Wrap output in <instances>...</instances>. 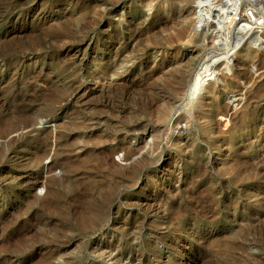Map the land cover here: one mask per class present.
<instances>
[{
    "label": "rangeland",
    "instance_id": "rangeland-1",
    "mask_svg": "<svg viewBox=\"0 0 264 264\" xmlns=\"http://www.w3.org/2000/svg\"><path fill=\"white\" fill-rule=\"evenodd\" d=\"M190 1L0 0V264H264V25L213 46L211 22L181 23ZM127 7L144 10L133 33ZM137 28L158 58L122 56ZM125 57L139 88L220 61L206 90L170 76L174 99L140 116L122 106ZM195 103L222 112L208 125Z\"/></svg>",
    "mask_w": 264,
    "mask_h": 264
},
{
    "label": "bare ground",
    "instance_id": "bare-ground-1",
    "mask_svg": "<svg viewBox=\"0 0 264 264\" xmlns=\"http://www.w3.org/2000/svg\"><path fill=\"white\" fill-rule=\"evenodd\" d=\"M145 1H147V0H135V2L138 4L143 3ZM245 1L252 4L253 6H255L256 11L259 15L258 20L262 19V23L258 25V23L252 24V23H249L247 21V19L245 18V15H244V11H245L244 3H246V2H244L243 0H240L238 3V5H239V7H238V11H239L238 19L239 20L236 21L232 25V27H230L231 25H224L220 21L213 23L212 30H210V38L212 39L211 43L213 44V46H215V44L218 45L217 43H219L220 39H223V36L226 35L225 30H232V36L237 38L235 44L240 42V40H242V41L247 40V41H250V44L252 45L254 42L257 43V40H259V38H261V37H259L258 31L261 30L263 25H264V11H262L260 9V7H258L257 0H245ZM228 3L232 4L233 0L232 1H229V0H191L190 1V13L187 17H185L181 20V23L190 25L195 31H198L201 27H203V25H208L209 22L215 20L216 18H219L220 16H223V14H226L229 10ZM152 6H153L152 4L149 5L148 11L153 9ZM180 8H182V7H180ZM123 10H125V9H122V11ZM158 10L159 11L160 10L165 11V8L162 6H159ZM143 11L140 7L139 8L127 7V9L122 13V23H123L122 28H123V30H125L127 32H131L132 29L124 28L125 27L124 23H127V21L132 22L133 18L139 16L140 13H142ZM144 22L145 21L141 22L142 25H144ZM141 23H140V25H141ZM148 24L152 27H155V25H156L154 22H151ZM125 31H122V56H124V54L126 52H128V50H129L131 52V54H134L137 56V58H138L137 61L141 64L149 62L153 57L158 58L160 56L159 55L160 49H164V45L162 44L161 38L158 36H155L154 32H152V31L146 32V31H142V30L137 28L135 36H136V40H138V43H136L138 45L136 48H132L131 46H129L126 43L129 36L128 37L126 36ZM137 31H138V34H137ZM131 33H133V32H131ZM239 38H240V40H239ZM166 46H169V45H166ZM157 50H159V52ZM226 54H227V52H226ZM168 55H169L168 52H165L164 54L161 55L162 56L161 59L163 61L167 60ZM226 59L227 58L225 57L223 59V61L224 60L226 61ZM127 60L128 59L125 57L124 60L122 61V68L124 67L123 62L127 61ZM201 61H203V60H201ZM219 61L220 60H218V61L214 60L211 62L210 59H206L205 61L202 62V64L194 72L190 68V67H192V66H190V62L185 61L186 63H184V65L178 64V66L173 67L172 70L169 71L171 74H169V73L168 74L170 76H175L177 74H181V76H183L182 78H180L181 80L179 79L181 82L179 83L178 82L179 80L177 82L179 83V85H182L183 88L188 89L187 95H193V94H195L196 91L206 90V85L208 82L212 81V77L214 76L213 74H215V65L217 63H219ZM173 62H174L173 64L176 65V63L181 62V61L175 60ZM224 66H225V68H227L229 66L228 62H226V65H223V67ZM189 70H191L192 72ZM188 72H190L191 74L193 73L192 76ZM163 76H164V79H160L161 83H158L159 81H157V82L154 81V82H151L150 84H148V86L146 88H139L137 85L135 86L132 84V77H133L132 69L124 67V70H122V86L121 87L119 86V88H122V101H123L122 106L123 107L129 106L132 109H136V111L141 114V115L139 114L140 116H142V115L150 116L152 114V112H154L151 110V108L153 107V105L155 103H156V105H158L160 103V101H159L160 98L164 99V98H166V96L168 98H170L172 95V94H170L171 89L169 87V86H171V83L170 84L168 83L170 81V79H168V78H170V76L168 77L167 74L163 75ZM187 76H188V78H186V79H188V80L185 81V77H187ZM177 77H180V76L178 75ZM156 80H158V79H156ZM214 81H216V80H214ZM114 89H116V88H114ZM117 90H119V89H117ZM187 91H186V93H187ZM208 91H209V93H201L200 97L202 99L206 98V99H210L212 101L213 100L218 101L221 98L228 96V93L223 91L222 89L217 90L215 88H209ZM168 95H170V96H168ZM172 99H174V98H172ZM167 100H165V102ZM206 106L204 104L202 105V104H196L195 103L193 108L191 109V111H189V113L194 112V111L195 112L199 111V113L203 112L201 116L207 121V124L209 125V124H211L212 118L214 117V115L217 113L218 114L221 113L222 109L213 107L211 110L207 111L205 109ZM159 107H161V106H159ZM27 114H28V112H27ZM204 133L206 135L210 136L212 134V130H206ZM260 163H264V162H260ZM65 189H67V188H65ZM252 232H254V231H252ZM27 248H28V246H27Z\"/></svg>",
    "mask_w": 264,
    "mask_h": 264
},
{
    "label": "built area",
    "instance_id": "built-area-1",
    "mask_svg": "<svg viewBox=\"0 0 264 264\" xmlns=\"http://www.w3.org/2000/svg\"><path fill=\"white\" fill-rule=\"evenodd\" d=\"M232 1V0H229ZM240 0H233V3H228V12L226 14H223V16H220L219 18H216L215 20L211 21V23H216L218 21H220L222 24L224 25H231L230 27H232V25L238 21V16H239V11H238V3ZM244 2H246L245 0H243ZM244 15L245 18L247 19V21L249 23H258L261 24L262 23V19L258 20V13L256 11L255 6H253L252 4L246 2L244 3Z\"/></svg>",
    "mask_w": 264,
    "mask_h": 264
},
{
    "label": "water",
    "instance_id": "water-1",
    "mask_svg": "<svg viewBox=\"0 0 264 264\" xmlns=\"http://www.w3.org/2000/svg\"><path fill=\"white\" fill-rule=\"evenodd\" d=\"M239 40H240V38H239Z\"/></svg>",
    "mask_w": 264,
    "mask_h": 264
}]
</instances>
